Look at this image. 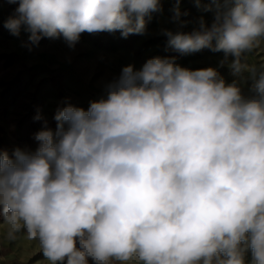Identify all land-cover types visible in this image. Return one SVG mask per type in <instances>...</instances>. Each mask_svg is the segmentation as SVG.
Wrapping results in <instances>:
<instances>
[{
    "label": "clouds",
    "instance_id": "clouds-1",
    "mask_svg": "<svg viewBox=\"0 0 264 264\" xmlns=\"http://www.w3.org/2000/svg\"><path fill=\"white\" fill-rule=\"evenodd\" d=\"M5 27L29 46L82 33L146 32L161 0H8ZM197 5L201 0H195ZM180 0L171 21L180 29ZM190 32L162 29L180 54L223 52L220 66L254 83L245 95L215 68L177 57L122 68L87 110L58 107L35 151L0 149V215L9 241L23 233L47 264H264V0H207ZM187 15V13H183ZM231 58V60H230Z\"/></svg>",
    "mask_w": 264,
    "mask_h": 264
},
{
    "label": "rangeland",
    "instance_id": "rangeland-1",
    "mask_svg": "<svg viewBox=\"0 0 264 264\" xmlns=\"http://www.w3.org/2000/svg\"><path fill=\"white\" fill-rule=\"evenodd\" d=\"M206 3L207 0H201L199 5L195 0H180L181 19L190 22L183 29L171 21L176 0H161L163 11L152 13L150 19L146 17V32L142 35L130 34L125 38L120 31L84 32L74 48H69L61 36L42 38L30 50L26 46L30 45L28 32L22 28L20 35L14 36L4 26L17 15L18 2L0 0V149L9 154L15 148L35 151L39 146L35 135L43 127V121L35 119L38 114L55 131L57 122L53 117L58 107L70 103L87 110L91 101L106 95V85L119 77L123 67L133 65L134 70H139L154 57L175 56L180 66L191 70L215 68L227 84L237 81L242 92L250 95L253 79L248 73L234 76L227 64L221 67L223 52L205 48L182 55L169 45L162 32H190L201 16L210 24L213 14L204 11ZM245 55L250 65L264 64V42ZM251 258L249 250L246 264ZM45 260L38 242L26 240L23 233L14 241L8 240L0 215V264H47ZM88 264L94 261L88 258Z\"/></svg>",
    "mask_w": 264,
    "mask_h": 264
},
{
    "label": "trees",
    "instance_id": "trees-1",
    "mask_svg": "<svg viewBox=\"0 0 264 264\" xmlns=\"http://www.w3.org/2000/svg\"><path fill=\"white\" fill-rule=\"evenodd\" d=\"M159 41H163V39L159 40Z\"/></svg>",
    "mask_w": 264,
    "mask_h": 264
}]
</instances>
